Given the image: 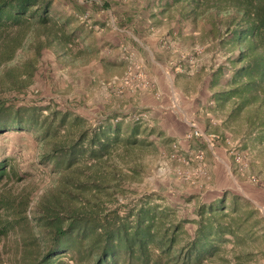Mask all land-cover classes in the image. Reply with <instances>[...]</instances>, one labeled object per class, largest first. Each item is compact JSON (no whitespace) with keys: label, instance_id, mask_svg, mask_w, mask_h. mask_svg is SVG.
Instances as JSON below:
<instances>
[{"label":"rangeland","instance_id":"rangeland-1","mask_svg":"<svg viewBox=\"0 0 264 264\" xmlns=\"http://www.w3.org/2000/svg\"><path fill=\"white\" fill-rule=\"evenodd\" d=\"M49 1L53 18L69 19L72 29L83 32L85 40L78 48L89 47L88 62L100 55L111 58L113 64L84 66L87 61L81 59L77 66L61 57L60 50L43 49L33 84L22 93L0 87V100L14 106L67 110L91 125L107 117L128 122L140 118L151 131L147 139L152 146L133 152L126 161L140 163L137 175H131L127 166L121 167L127 177L122 192L116 195L118 203L132 205L151 195L153 203L168 206L177 218L189 221L184 226L188 241L194 234L197 207L218 201L224 194L227 201L236 196L243 243L226 244L219 258L203 264H264V140L247 127L246 117L253 110L236 111L232 117L233 101L219 105L215 100L240 67L236 62L239 48L229 30L234 10L199 9V16L194 17L191 6L180 3L169 7L171 0ZM124 10L136 11L141 17L139 38L154 49L156 64L148 55L147 61L140 59L131 47L118 54L102 46L98 53L92 45L94 34L89 26L108 20V12L115 15ZM32 53L19 50L0 69V84L5 81L3 71L15 70L20 59L30 58ZM193 128L203 137L187 139ZM204 137L213 142L212 148ZM199 152L202 159L196 158ZM41 155L32 132L0 134V163L6 164L0 199L27 197L33 208L42 194L55 186L57 173ZM4 243L8 252L12 239ZM64 263L75 264L67 257Z\"/></svg>","mask_w":264,"mask_h":264},{"label":"trees","instance_id":"trees-1","mask_svg":"<svg viewBox=\"0 0 264 264\" xmlns=\"http://www.w3.org/2000/svg\"><path fill=\"white\" fill-rule=\"evenodd\" d=\"M180 3L191 6L194 17L199 9L234 10L229 30L239 48L240 67L215 100L219 105L233 101L232 117L236 111L253 110L246 117L247 127L264 140V0H171L168 6ZM51 9L49 0H0V69L19 50L33 52L21 58L15 70H2V91L22 93L33 84L43 49L60 50L73 65L91 59L88 46L78 48L85 40L81 29H72L69 19L53 18ZM117 119L107 117L91 125L67 110L0 100V134L32 132L42 160L57 173L55 186L33 208L27 197L0 199V264H65L66 257L75 264H203L219 258L226 244L243 243L236 196L227 201L224 194L197 207L188 241L184 226L189 221L153 203L151 195L120 205L116 195L127 177L121 167L137 175L140 163L126 161L152 142L141 119ZM5 169L0 163V179ZM9 238L12 247L7 252L4 241Z\"/></svg>","mask_w":264,"mask_h":264},{"label":"crops","instance_id":"crops-1","mask_svg":"<svg viewBox=\"0 0 264 264\" xmlns=\"http://www.w3.org/2000/svg\"><path fill=\"white\" fill-rule=\"evenodd\" d=\"M114 13L115 15L108 12V20L103 22H94V26H89V30L93 29L92 35L94 34V40L92 41V45H96V51L100 53V51L102 50V46H105V50H108L109 52H111L112 50L113 52L119 54V52L122 51V48L129 49L131 47L132 51L136 53L140 57V59L144 57L146 60L145 56L148 55L151 63L156 64L154 60V49L151 45L147 46L146 44H144L139 38V36L141 35L139 25H142L143 22L140 20L141 17L138 16V12H126L124 10ZM89 18V22L92 21V16H90ZM152 18L154 19V17ZM122 26H124L125 28H122ZM126 28L127 30H125ZM96 29L99 30L98 35L96 34ZM150 30H152V28H150ZM111 62V58L107 59L99 55L97 56V58L93 57L90 62H87L83 65L87 66L93 63L95 65L103 64L104 66H108L113 64ZM140 62L142 66H145L144 60H141ZM207 148L208 150H210L208 146Z\"/></svg>","mask_w":264,"mask_h":264},{"label":"built area","instance_id":"built-area-1","mask_svg":"<svg viewBox=\"0 0 264 264\" xmlns=\"http://www.w3.org/2000/svg\"><path fill=\"white\" fill-rule=\"evenodd\" d=\"M138 119H140V118H135V121H137ZM185 137L187 139H195V138L203 137V134L198 129L193 128V129H191V131L188 132V134ZM204 139L206 140L205 142H207L209 144V146L212 148L213 145H214L213 142L210 139L206 138V137H204ZM196 158L197 159H202V153H200V152L197 153L196 154ZM252 182L255 183L254 180Z\"/></svg>","mask_w":264,"mask_h":264}]
</instances>
